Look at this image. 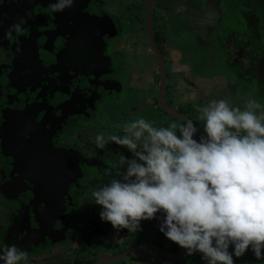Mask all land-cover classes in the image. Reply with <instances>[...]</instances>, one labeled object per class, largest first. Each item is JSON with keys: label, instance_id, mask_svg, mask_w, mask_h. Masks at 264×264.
I'll return each instance as SVG.
<instances>
[{"label": "flooded vegetation", "instance_id": "af4514ba", "mask_svg": "<svg viewBox=\"0 0 264 264\" xmlns=\"http://www.w3.org/2000/svg\"><path fill=\"white\" fill-rule=\"evenodd\" d=\"M152 1L154 39L165 63L161 44L154 31V12L161 10L156 1ZM53 3L55 0H0V255L6 247L15 245L28 254L27 260L20 261V264H43L53 258L54 254L48 249L69 241L67 237L74 230V222L78 220L82 227L95 213L92 204H97L89 200L90 192L99 189L106 177H117L113 176L116 174L111 163L116 162L117 154L133 158L126 147L111 141L104 149L96 147L93 132L80 125L90 122L94 110H98L103 103L106 108L111 103H117L122 107L118 110L125 109L120 88L126 86L132 77L129 72L132 65L126 63L125 51L118 48L117 42L114 43L97 18L95 24L91 22L86 0H74L72 7L58 13L51 10ZM95 4L97 9L109 16V20H113V23L117 21L122 30L119 23L122 18L118 15L121 10L129 17L130 33L136 36L142 31L148 42L145 0H104ZM213 12L208 27L210 37L205 42L208 45L206 51L209 54L210 74L223 78L221 91L227 92L230 106L231 100L237 97L241 99L238 103L241 108H246L249 99L264 105V0H215ZM21 19L25 23L22 30H18L14 25L19 24ZM10 31L12 35L9 38L6 34ZM165 41L168 45L167 38ZM194 43L200 49L198 36ZM179 49H176V53L184 67L181 72H186L179 76L193 87L190 78L199 74L197 58L195 64L183 62L186 53ZM149 51H152L151 48ZM66 56L69 57L67 60ZM72 59L77 64L76 69L80 70L79 79L84 95L82 102L75 92L71 95V83H67L71 67L66 69L65 65L71 64ZM64 72L67 77L65 82L55 84L54 80ZM39 92H42L41 97L37 96ZM211 102L208 101L209 104ZM67 103L69 112L66 111V123L60 125L54 134V151L46 154L50 157L56 150L52 160L64 180L62 196L66 217L58 225L37 213L39 207H49L50 204L45 196L37 195L36 187L30 190L25 185L30 170L26 164H22L25 157H33L26 151L31 150L33 144L40 143V133L36 131L39 127L36 124H40L36 122L40 116V105L44 108L41 113L43 117L49 118L47 113L55 111L56 105L64 108ZM146 105L167 114L161 109L158 97L149 99ZM234 105L236 103L232 107ZM188 107L185 108L189 110ZM173 109L187 116L199 129L193 139L203 135V128L196 122L200 115L198 112L192 117L182 112L181 108ZM163 124L165 127L168 125L158 118L154 119V127L161 128ZM105 169H108L107 174ZM100 173L104 174L102 178ZM84 209L91 210L90 216L84 217ZM79 243L83 242L77 241V250ZM136 245L132 243L126 247L130 249ZM86 251L79 250L78 253L82 256ZM77 260L85 261L84 257L75 258ZM0 264L4 262L0 261Z\"/></svg>", "mask_w": 264, "mask_h": 264}, {"label": "clouds", "instance_id": "9594fccd", "mask_svg": "<svg viewBox=\"0 0 264 264\" xmlns=\"http://www.w3.org/2000/svg\"><path fill=\"white\" fill-rule=\"evenodd\" d=\"M73 3L55 0L50 7L58 13ZM24 23L21 19L14 27L22 30ZM198 111L206 134L199 141L193 139L199 129L188 119L156 128L139 118L124 125L123 137L97 135L98 148L111 141L133 158L118 153L111 163L120 179L92 190L89 200L102 206L101 220L115 229L136 231L140 221L162 211L166 218L160 231L166 238L189 255L202 253L208 264H234L230 245L236 257L251 247L262 259L264 105L249 99L242 111L219 100ZM27 256L13 245L3 250L0 261L20 264Z\"/></svg>", "mask_w": 264, "mask_h": 264}, {"label": "rangeland", "instance_id": "374dc122", "mask_svg": "<svg viewBox=\"0 0 264 264\" xmlns=\"http://www.w3.org/2000/svg\"><path fill=\"white\" fill-rule=\"evenodd\" d=\"M86 1L89 5L88 9L90 15L88 16L91 22L95 24V19L97 18V22L100 21L102 23L101 25L103 26L102 28L104 31L109 33L110 37L112 36L111 39L114 40V43L117 42L116 45L118 48L125 51L124 58L126 59V63L129 62L132 65L130 70L128 68L132 77L126 86L120 88L121 99H124L126 103L125 109L118 110V108L122 107L117 106V103L113 105L111 103L106 108L104 107L106 104L103 103L98 110H94L90 122L80 125L86 126L90 132H93V139H96L97 135H103L105 138L111 135L123 137L126 135L122 130L124 125L139 118H144L146 121L152 123V125L156 118H158L161 123L166 122L168 124L167 127L172 123H175L178 126L183 124L180 118L171 117L161 110L159 111V108H153L146 105V102H148L149 99L155 100L158 97L159 74L156 58L153 52L149 51L150 46L148 42H146L145 33L140 31L139 35L133 36V34L130 33V26L128 24L129 17L125 16V14L119 10L118 15L122 18L119 20L122 28L121 30L118 27L117 21L113 23V20H109V16L103 10L101 11L99 8L97 9L95 4L96 1L104 0ZM165 1L166 0L158 2V4L164 5ZM173 1L174 0L170 3H174ZM198 3L199 0H185L183 3L184 10L174 18V22L166 19L162 11L156 9L154 12V31L157 33V41L161 44L162 52L164 53L166 60L167 90L164 94V101L169 107L181 108L182 112H185L192 117L197 115L198 107L202 108L206 106V104L203 103L204 101L211 102L215 99L216 101H219L222 100L221 97L227 102L230 101L226 95V91H223V93L221 92L220 95L217 93L220 89L211 82L208 75L210 72L206 73L209 71L208 68H205L209 67V56L206 58L202 54V50H200L197 44L194 43L197 33H195L194 25H192L190 21V11L193 12V10L196 11L198 9L200 11L202 1H200L201 7ZM159 19H161L160 23ZM169 27H173L175 30V32L173 31V34L167 29ZM165 38L169 41V44L165 46L167 48L166 50L164 45H162L163 39ZM170 48H180V52L187 54V56L185 54L183 62L195 64L196 58L201 61L200 67L203 69H199L198 72L205 73L194 74L193 77L190 78L194 85L193 87L189 86L187 82L182 80L179 76V74L186 72L180 71L183 69L181 60L174 51L170 50ZM188 58L189 61L191 59L192 62H189L187 60ZM207 87H210V93H207ZM217 96H220V98ZM186 98L190 102L189 105H191L189 107L187 106L189 110H187L185 106L179 105L180 102L185 103L183 100H186ZM240 100L239 97L235 100H231V106L236 103V105H234L235 108L238 107L242 111L246 110L245 107L241 108V106H237ZM128 105L135 107L136 109L131 110L132 107L129 108ZM127 108L129 109L126 110ZM124 114H126V116ZM151 118H153V120ZM196 122H198L200 127L204 130L205 122L199 118H196ZM118 127H121V129ZM163 127H165V125ZM99 176L102 178L104 174L100 173ZM113 176L116 177V175ZM111 180L110 176L108 178L106 177V180L99 188L108 184ZM92 205V207L96 209L95 213L91 214L89 220L85 222L82 227L81 224H79V221L76 220L74 222L75 226L72 227L74 230H72L70 237H67L69 238V241L49 248L48 250H50L51 254H54V256H52L53 258L49 259L48 262H44L43 264H72V262L75 261V258L82 259V257H84L85 261L88 259L94 261L97 256L115 257L120 255L123 251L125 252L128 250L129 248L126 247L127 245L129 246V244L132 243H135L136 245L141 241V243H154L169 253H174V251L177 250H179L178 253L186 251V249L181 248L179 245L167 239L160 231V225L166 218V214L162 211L156 213L151 220L140 221V228L138 230L129 231L125 228L115 229L109 222L102 221L100 218V213L103 210L102 206L95 204ZM90 213L91 210L84 209V217L90 216ZM143 234L145 237H143ZM74 236L76 237L75 239L73 238ZM122 240L124 242H122ZM77 241H81L87 245V251L82 256L78 253L79 250L76 249ZM213 243L215 244V242ZM228 251L230 254H233L234 264H263L264 261V258L258 260L255 257L251 247H249L241 257H236L234 255V246L232 245L229 246ZM262 257H264V249H262ZM103 264H208V261L200 252H194L191 256L184 259L172 261L165 259L156 252L148 249L122 261L107 262Z\"/></svg>", "mask_w": 264, "mask_h": 264}, {"label": "water", "instance_id": "95a60500", "mask_svg": "<svg viewBox=\"0 0 264 264\" xmlns=\"http://www.w3.org/2000/svg\"><path fill=\"white\" fill-rule=\"evenodd\" d=\"M152 9H153V1L145 0L147 38L150 48L153 51L156 58L159 78H160L159 93H158L159 105L161 109H163L168 115L180 118L183 121H185V119L190 120L184 114H181L177 110L167 106L163 101V96L167 85V74H166L164 58L161 54L159 46L157 45L154 39ZM75 46L78 47L79 45H75ZM68 58L69 57L66 56V60ZM76 66L77 64L75 63V61H73V59L71 64L68 63L67 65H65L66 69L71 67V74L70 75L68 74L67 83L68 84L71 83L70 86V91H72L71 95H74L75 92V95L79 97V99H81L82 102L84 95H82L83 92L82 83L81 80L79 79L80 70L79 68L76 69ZM59 76L60 77H57V80H54L55 84L56 83L60 84L62 81L65 82V79H67L65 72L64 75L61 74ZM40 88L41 87H39V89ZM41 94L42 92H39L37 96L39 95L41 97ZM14 98L17 99L16 97ZM40 106L43 107V105ZM41 107L38 108L40 112V116L38 119L36 118V122L38 121L40 124L39 125L36 124V126L39 127L36 128L37 130L35 129L40 133L39 135L40 143L38 142L33 144L32 149L26 151V153L29 152V154H32L33 157H28V156L25 157V160L23 161L24 163L22 164L23 166H25L26 164L30 170V174H29L30 176L26 178L25 185H27V187L30 188V190L36 187L37 195L42 196V198H44L45 196L46 202H49L50 204L49 207L48 206L39 207V211L37 212L39 213V216L48 218V220H51L52 223L57 222V224L60 225L61 221L64 222V219L66 217L64 215L63 196H62L64 192V180L61 179V175L58 174L59 173V170L57 169L58 167L52 160L53 155L57 153L56 150L52 155H50V157L46 154L52 153L54 151L53 148L55 144L53 137L54 134L60 128V125L66 123V115L68 114L66 112L68 111L66 108H69V104L67 103V105H65L64 108L60 107L59 104L56 105L57 109H55V111L51 110V112L47 113L49 118L45 115L43 117L41 113L44 112L42 111V109L44 108ZM56 202L57 205H55ZM148 249L156 252L161 257L172 261L181 260L189 256L187 250L184 251L183 253H169L164 249H162L161 247H159L158 245H155L154 243L143 242L126 250L125 252H122L120 255H117L115 257H109V256L98 257L93 264H103L107 262L122 261L126 258L136 255L137 253L143 250H148Z\"/></svg>", "mask_w": 264, "mask_h": 264}, {"label": "crops", "instance_id": "0c3cea01", "mask_svg": "<svg viewBox=\"0 0 264 264\" xmlns=\"http://www.w3.org/2000/svg\"><path fill=\"white\" fill-rule=\"evenodd\" d=\"M155 1L158 4V2H161L163 0H155ZM200 1H202V7L200 6ZM214 1L215 0H199V3L198 4L201 7L200 8V11H199V9L196 10V11L193 10V12H191L189 10L190 11V21H191V24L194 25V29L196 30L197 36H198V38L200 40V44H201L200 45V50H202L201 52H202V54L206 58L209 56V54L207 53V51H208V45H206L205 42L210 37L209 36L210 33H209V30H208V27L210 26V24L212 22V19H213V14H214V12H213V5H214ZM216 1H218V0H216ZM170 2H172V0H166L164 2V5H160V4H158V5H159V9L164 13V17H166V19H169L171 22H174V18L177 17L178 14L184 10L183 3L185 2V0H174L173 1L174 3H172V4ZM193 18H194V22L195 23L193 22ZM167 29L172 34H173V31L175 32V30L173 29V27H169ZM165 39H163V42L162 43H163L164 48L166 50L167 48L165 46L167 45V43H166ZM176 49L177 48H170V50L171 51H174L175 53H176ZM197 63H198V69L202 70L203 68H199V65L201 64V61L199 59H197ZM182 66H183V64H182ZM205 68H208V67H205ZM181 70H183V69H181ZM173 71H174V69H173ZM199 73H205V72H199ZM206 73H209V71L206 72ZM208 75L210 77L211 82H213V84H215L220 89L218 91V94L220 95L221 92H222L221 91V88H222V86L224 84L223 78H221L220 76H218V77L213 76L210 73ZM206 89H208L207 90V93H210V87H207ZM183 101L185 103L180 102L179 105L185 106V107L186 106H191V105H189L190 102H189V100H187V98H186V100H183ZM203 103H205L206 106L209 105L208 101L207 102L204 101ZM238 106H241V105L238 104ZM198 109H199V107H198ZM198 113L200 114L199 111H198ZM202 132H203V135H205L204 130ZM200 136H202V135H197L196 136V138H197L196 140L197 141H199ZM178 251L179 250H177L176 253H178ZM182 252H184V251H182Z\"/></svg>", "mask_w": 264, "mask_h": 264}, {"label": "trees", "instance_id": "16d2710c", "mask_svg": "<svg viewBox=\"0 0 264 264\" xmlns=\"http://www.w3.org/2000/svg\"><path fill=\"white\" fill-rule=\"evenodd\" d=\"M158 79H159V77H158ZM166 90H167V86H166ZM169 116H171V115H169ZM177 135L179 136L178 132H177ZM78 248H79L80 251H82V250L86 249V246L83 243H79L78 244ZM176 252L177 251H174V253H176ZM189 256H191V255H189ZM72 264H93V261H90V259H88L87 261H84V262L77 260V261H74Z\"/></svg>", "mask_w": 264, "mask_h": 264}]
</instances>
